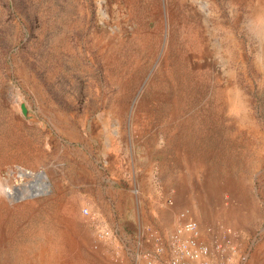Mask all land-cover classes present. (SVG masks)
<instances>
[{"label": "rangeland", "instance_id": "374dc122", "mask_svg": "<svg viewBox=\"0 0 264 264\" xmlns=\"http://www.w3.org/2000/svg\"><path fill=\"white\" fill-rule=\"evenodd\" d=\"M186 208L264 264V0H0V264H159Z\"/></svg>", "mask_w": 264, "mask_h": 264}, {"label": "built area", "instance_id": "2783aa9c", "mask_svg": "<svg viewBox=\"0 0 264 264\" xmlns=\"http://www.w3.org/2000/svg\"><path fill=\"white\" fill-rule=\"evenodd\" d=\"M85 212L89 213V210L86 209ZM179 218V225L165 241L154 231L148 235L157 245L156 255L167 254L159 264H215L214 255L235 249L229 233L226 232L216 236L211 246L202 240L199 223L189 209L180 211ZM98 234L100 237H106L109 232L101 230ZM152 261H149V264H152Z\"/></svg>", "mask_w": 264, "mask_h": 264}, {"label": "bare ground", "instance_id": "6f19581e", "mask_svg": "<svg viewBox=\"0 0 264 264\" xmlns=\"http://www.w3.org/2000/svg\"><path fill=\"white\" fill-rule=\"evenodd\" d=\"M234 104L236 105V108H237V110H243L244 109V102L241 100V99H239V97H238V99H236L235 98V102H234ZM244 111V110H243ZM24 172V171H23ZM22 172V173H23ZM43 173V172H42ZM26 174V173H25ZM43 175H44V177L46 178V176H45V174L43 173ZM41 191V190H40ZM27 192V191H26ZM42 192V191H41ZM32 194V193H31ZM35 194V193H34Z\"/></svg>", "mask_w": 264, "mask_h": 264}, {"label": "water", "instance_id": "95a60500", "mask_svg": "<svg viewBox=\"0 0 264 264\" xmlns=\"http://www.w3.org/2000/svg\"><path fill=\"white\" fill-rule=\"evenodd\" d=\"M40 176H42V177H43V176H44V175H43V173H40Z\"/></svg>", "mask_w": 264, "mask_h": 264}]
</instances>
